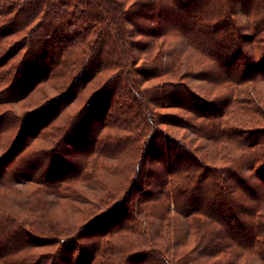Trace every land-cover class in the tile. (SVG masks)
<instances>
[{
	"label": "trees",
	"instance_id": "16d2710c",
	"mask_svg": "<svg viewBox=\"0 0 264 264\" xmlns=\"http://www.w3.org/2000/svg\"><path fill=\"white\" fill-rule=\"evenodd\" d=\"M234 1L0 0V75L9 78L0 94L7 98L17 88L25 67L39 68L15 102L42 93L38 103L12 118L14 131L0 156V264H60L65 259L67 264H238L239 247L264 258V243L257 244L264 234V194L254 195L256 188L241 168L247 163L256 178H264V127L253 121L250 126L236 113L244 101L238 87L264 80V0H242L252 54L241 40ZM173 38H179L176 52L160 67ZM206 65L221 73L215 83L224 91L214 99L192 93L184 82L192 75L190 67ZM103 73L105 79L90 87L75 112L59 111L33 125L32 119L74 101ZM106 92L111 99L103 104L83 158L68 177L51 181L49 167L68 144L71 127ZM169 128L189 130L203 144L176 137ZM36 140L49 145L31 147ZM116 145L129 156L123 183L109 191L111 197L102 191L93 203L98 211L84 214L80 223L55 221L41 204L23 202L19 212L9 209L10 195L19 197L22 191L18 184L36 185L24 192L27 199L42 201L41 191L53 185L65 196L62 185L93 178L98 167H105L98 160L112 157L109 147ZM149 157L158 169V187L142 190L148 200L129 207L132 192L142 189ZM172 211L186 218L187 226L180 228ZM88 231L97 239L83 246L78 240ZM121 240L128 242L117 244ZM50 245L56 247L26 254L30 247ZM172 245L189 247L179 254L173 250L170 257ZM246 260L249 264L247 255Z\"/></svg>",
	"mask_w": 264,
	"mask_h": 264
},
{
	"label": "rangeland",
	"instance_id": "374dc122",
	"mask_svg": "<svg viewBox=\"0 0 264 264\" xmlns=\"http://www.w3.org/2000/svg\"><path fill=\"white\" fill-rule=\"evenodd\" d=\"M242 3H243L242 0L234 1V19L242 35L241 40L243 41L245 50L248 51V53L252 54L253 49L249 39H247L251 33V29L248 25L247 16L245 14L244 6ZM16 37L17 36H15L14 38ZM173 39L170 40L167 49L165 50L164 54L161 56L158 62V65L160 67L161 66L164 67V65H167L171 61L172 54L176 52L175 46H176V42L179 41V38H173ZM257 59L259 60L260 57L257 56ZM37 68L39 67H25L20 72V77L15 84L17 85V88L15 89L16 91L13 89L12 92H9L8 93L9 96H7V98L3 96L4 94H0V156L5 152L7 148V143H9L14 131L12 127V122H13L12 118L15 115H19L22 111L26 110L27 108L29 109V107H32L34 104L38 103V101H40V98H42L41 96L42 93L40 94L38 92L39 94L38 93L33 94L32 96L21 102H15L17 93L24 89L25 85L31 79L28 78L29 75L33 74V72ZM190 68L192 71V75L185 78L184 82L187 89H189L192 93H195L205 99H214L213 97L217 95L218 92L221 93L222 91H224L221 89V86H218L216 85L217 83H215L217 81H220L219 78L221 76V73L217 67H214L213 65H206L203 67H190ZM3 69L4 68H0V72H2ZM87 73L88 75H90L91 71H88ZM105 75L107 74L103 73L97 75L89 83H87L85 91L81 93L80 96L77 97L74 101L69 102V104H66L65 106H63V104H60L50 107L40 116H38L39 118L37 121L36 118L32 119L31 121L33 122V125L35 126L37 123L44 121L45 119H48L50 116L53 115V113L59 111H64L65 115L75 112L84 102V100L88 97L87 95L91 90L90 87L94 85L97 86L99 82L105 79L104 78ZM8 79L9 78L5 76V73L0 75V89L7 86L9 82ZM86 81H87L86 79L81 80L79 82L77 89H81L83 85L86 83ZM43 89L47 90V87L44 86ZM77 89L74 90V92H76ZM238 89L241 92V93L239 92V98L242 97L244 99V101L239 104V105H243L242 108L243 110L241 109L242 111L240 110L236 112L238 117L249 119L251 122H249L248 125L250 126L253 121L254 123L256 122V125L258 127L261 126L264 127V80L256 79L255 81H252L250 83L242 84L240 87H238ZM49 93H52V91L51 90L48 91V94ZM246 97H248L249 99H245ZM108 99H111V95H109V92L103 93L91 105L87 106L84 109V112L81 115V117L75 121V123L73 124L70 130L71 135L69 137L68 144H64L61 146L58 152L59 153L58 157L55 159V161L51 162V165L49 167L50 171L48 173V176H50L52 179L51 181L55 180L57 182L64 179L65 177H68V175L71 174V171L76 166V164L83 158L85 149L88 148L89 145H91L92 139L95 134V127H97L101 122L100 116L102 114L101 109H103V104ZM171 112L175 113L177 112V110H171ZM252 118H254V120H252ZM169 129H170L169 131L172 134H174L176 137L180 138L186 136L184 140L187 142L190 140L191 141L194 140V142L197 144H203V141L198 139V136L196 134H192V132H190L189 130H183L181 128H169ZM191 130L194 131L193 129ZM195 130L197 131V129ZM6 137L7 139L9 137L10 138L7 140ZM42 144H45L43 146L49 145L47 143L41 142L40 140H36L32 142L31 147L37 148L38 145L40 146ZM117 147L118 145H116V149H114L115 147L114 148L109 147V151L110 152L112 151L111 152L112 157L110 155V157H105L98 160V162L100 163H102L103 161L104 164L102 165H105V167L104 168L98 167L96 169L98 171L95 172L93 178L87 180H84V178L83 179L77 178L69 184L67 183L62 185L63 188L65 189L63 190L65 191L64 192L65 196H60L58 194V191H56V187L53 185V187L47 186L44 188V191L43 190L41 191L43 192L41 197L42 201L37 197L36 199L33 197L27 199L28 197L24 195V192L26 190H28L26 192H31L32 189L37 188L35 187L36 185L33 183L26 184L25 186L18 184L16 187L21 188L23 193L21 191L19 197L10 195L11 202L7 200L8 202L7 205L9 209H13L19 212L22 209L21 208L22 205L20 204H22L23 202L30 203L31 205L33 204L34 207L40 206L41 204L45 207L44 209L46 210V212L55 221L64 220L63 221V223H65L64 225L67 224L70 225V223L73 221L76 224L80 223L81 221L84 220L82 218L84 214L98 211L97 207H93V203L97 201L99 194L102 195V191H104V193L105 192L107 193L112 189H115L117 191V189L120 187V183L121 182L123 183L124 173H125V160L127 162L129 156L125 148H120V147L117 148ZM149 158L147 159L148 163L146 165L148 171L146 172L144 179L139 184V186L140 185L142 186V189L140 191L136 190L132 192L127 202V205H129V207L134 206L138 202V200H142V198L147 199L145 198L146 193H143L142 190H146L152 187L153 189H155L156 187H158L157 185L160 181V176L158 175L159 173H157L158 169L156 168L157 166L156 163L154 162V158L153 157H149ZM11 161L6 165V167H9L10 165L12 166L14 160L12 162ZM218 164H221V162H219ZM241 168L243 175L244 177H246V180L248 181L249 185L255 186L256 188V193L254 195L257 198L261 197L264 194V187L262 186V183H264V178H256L252 174L251 170L247 168V163H244L241 166ZM111 194L112 193H110L109 197H111ZM80 198H82L81 201L79 200ZM243 198H245V196ZM262 209L264 213V203ZM172 214L173 217L179 223L180 228H184L185 226H187L186 218H184L178 213H174L173 211ZM243 219L244 221H247L246 217H243ZM95 239H97L96 232L88 231L79 238L78 242L83 246L84 245L89 246L90 243ZM130 239L133 238H131L130 236ZM115 240H117V237ZM260 240L262 243H264V234L258 236L257 244L258 241L260 243ZM124 241L125 240L117 241L118 242L117 244L128 242V241L125 242ZM230 243L232 242H229V244ZM258 246H260V244ZM55 247L56 246L54 245L43 246V247H30L28 250H26V254L41 253V252L44 253V252L52 251ZM134 247L136 246L134 245L129 248L134 249ZM188 247L186 246L178 249V247L172 245L169 248L171 253L170 257H174L172 254L174 251H176L177 254H179L187 250ZM235 249H236L235 245L233 244L231 245V248L228 251L232 253V251L233 250L235 251ZM237 251L242 253L241 255L242 257L240 256L241 258L240 257L238 258V264H244V262L246 263L247 261L246 255L249 258V264H264V258L255 257L254 255H252L251 253L252 251L247 247L246 248L239 247ZM227 257L232 258L233 256L231 254H228ZM147 260L148 258H145L146 263ZM59 263L67 264V260L66 259L61 260Z\"/></svg>",
	"mask_w": 264,
	"mask_h": 264
}]
</instances>
